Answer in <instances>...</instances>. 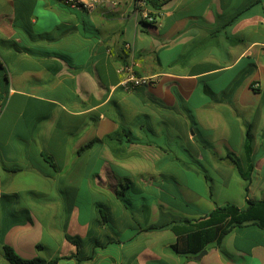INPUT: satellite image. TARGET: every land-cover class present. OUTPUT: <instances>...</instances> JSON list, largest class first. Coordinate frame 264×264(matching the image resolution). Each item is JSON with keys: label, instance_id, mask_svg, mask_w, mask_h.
Segmentation results:
<instances>
[{"label": "crops", "instance_id": "obj_1", "mask_svg": "<svg viewBox=\"0 0 264 264\" xmlns=\"http://www.w3.org/2000/svg\"><path fill=\"white\" fill-rule=\"evenodd\" d=\"M139 1L0 0V264L5 245L57 264H264L255 224L200 260L171 229L264 201V0H166L156 24ZM123 66L154 84L127 90Z\"/></svg>", "mask_w": 264, "mask_h": 264}, {"label": "trees", "instance_id": "obj_2", "mask_svg": "<svg viewBox=\"0 0 264 264\" xmlns=\"http://www.w3.org/2000/svg\"><path fill=\"white\" fill-rule=\"evenodd\" d=\"M151 10L158 13L166 0H146ZM2 65L0 64V68ZM90 143L87 147H90ZM246 151L251 155L250 140L246 142ZM238 169L244 179H249V173L241 170L238 163ZM251 169V164H250ZM104 219L105 213H102ZM252 223L264 230V201H249L245 208H239L236 205L228 204L215 208L207 213L203 218L197 221L185 220L171 226L172 231L177 236V242L173 246L174 250L180 255L198 256L207 249L210 244L215 243L220 246L225 237L235 228L244 224ZM164 226H153L149 228L162 229ZM67 238L79 245V239L67 236ZM41 249V246H38ZM4 257L10 264H57L64 258H54L47 260L41 257L26 259L19 256L15 250L8 245L4 246Z\"/></svg>", "mask_w": 264, "mask_h": 264}, {"label": "built area", "instance_id": "obj_3", "mask_svg": "<svg viewBox=\"0 0 264 264\" xmlns=\"http://www.w3.org/2000/svg\"><path fill=\"white\" fill-rule=\"evenodd\" d=\"M109 0H58L61 4L70 8L82 10L85 12H93L100 5L108 2ZM113 5H118L119 0H112ZM137 12L141 20L150 24H156L158 21L157 13L153 12L148 6L146 0H140L138 2ZM119 73H124L126 78L122 82V85L127 90H133L140 86H150L154 84L155 79L150 76H137L135 71L130 66H123L120 68ZM1 113V110H0Z\"/></svg>", "mask_w": 264, "mask_h": 264}, {"label": "water", "instance_id": "obj_4", "mask_svg": "<svg viewBox=\"0 0 264 264\" xmlns=\"http://www.w3.org/2000/svg\"><path fill=\"white\" fill-rule=\"evenodd\" d=\"M207 253V250H204L203 252H201L198 256H196V260H200L205 254Z\"/></svg>", "mask_w": 264, "mask_h": 264}]
</instances>
